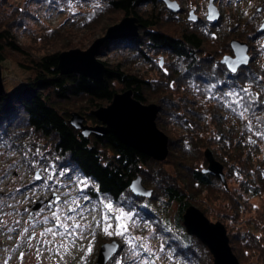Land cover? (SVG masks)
Returning <instances> with one entry per match:
<instances>
[{
    "label": "rangeland",
    "instance_id": "1",
    "mask_svg": "<svg viewBox=\"0 0 264 264\" xmlns=\"http://www.w3.org/2000/svg\"><path fill=\"white\" fill-rule=\"evenodd\" d=\"M171 1L180 5L181 12L170 11L163 0H149L138 6L135 13L137 11L142 17L149 15L157 17L160 26L150 30L176 38L181 37L187 29L199 34L200 29L206 31L211 39L207 40L205 49L198 57L211 59V62L203 64L216 77L222 57L233 54L230 45L233 40L249 44L250 55L253 58L251 68L259 70L260 73L264 72V31L260 33V28L264 24V0H216L215 5L221 14L217 24L207 20L209 0ZM106 2L107 0H44L43 2L0 0V29L9 28L16 44L36 60L50 53H62L77 48L87 50L96 39L104 35H93V31L89 29L93 25L88 26L87 23L93 21L98 11L106 6ZM192 12L200 18L198 22L189 20ZM109 17L116 18L119 23L126 16L116 13ZM248 21H251L250 26H255L256 32L249 31L250 34L246 32L249 30ZM54 31H59V35H54ZM64 34L70 35L68 42L72 47L63 48L60 45L59 39ZM133 45L128 42L114 44L99 59L110 67L121 65L126 73L140 76L151 83H164L166 92L162 97H166L165 101L183 116V121H176L171 113L173 110L169 109L171 112L167 111L164 114L161 110L159 112L158 117L163 115L167 122L159 128L168 135L176 147L172 155L169 154L167 160L161 163V168L168 175L176 177L182 187H186V183L180 177L181 170L177 166L184 154L183 148L192 147L197 142L201 144L203 158L194 162V166L202 170L208 166L204 153L207 149L212 150L216 159L224 165L227 185L220 182L214 192L209 189L189 191V201L191 205L205 213L210 221L225 225L233 251L242 264H264V194L252 197L243 192L240 182L245 178L244 166L233 165L231 161L226 166L220 158L223 154L224 136L230 138L229 144L231 140L236 141V145L229 148L244 151V158L249 150L254 148L255 143L258 145L256 141L252 143L251 138L244 136L245 126L244 128L241 126L240 118L231 115L234 113L233 108L238 112L243 111V108L240 107L238 110L239 105H229L228 102L232 97L226 96V93L248 88L253 98L258 96L260 100L264 95V88L261 91L251 85L242 87L238 83H229L233 88L231 90V86L228 85L227 88L222 81L224 78L221 77L218 78L217 84L213 83L223 89L218 92H215L216 86L213 84L208 85L210 87L206 86L213 87L210 92L203 90L206 89L205 86L199 87L202 83L196 81L179 84L176 79L170 80L171 66L178 68L180 64L176 63L179 58L148 42L141 49ZM227 45L229 49L224 52ZM143 53L147 56L145 59L141 55ZM26 59L22 54L11 52L7 60L0 63L7 93H13L27 85L31 75L20 66V62ZM261 79L264 87V76L261 75ZM117 89L121 91L123 87L118 84ZM146 104L159 105L154 100ZM225 107L230 110L228 113ZM74 111L80 112L73 110L71 113ZM218 119L221 120L222 127L217 125ZM87 123L97 124L92 121ZM157 124L160 125L158 121ZM16 125L14 122L5 126V129H0V201H2L0 264H46L44 257L47 256L50 257V264H96L101 247L105 243L111 244L114 241L120 244L121 249L109 264H142L145 259L155 260V264H182L173 254L170 236L164 233V218L174 217L177 211L176 205L165 206L166 198L162 195L158 196L159 194L156 195V200L145 199L141 202L130 197H124L117 203L106 198L95 200L88 194L94 185L73 173L71 167L64 166V161L55 155L50 140ZM259 143L261 153H258L256 158L264 167V143L261 140ZM37 148L40 150V155L35 154ZM34 161H39L45 167L54 164L56 176L53 179H46L42 175V178L37 180L35 177L39 169L33 167ZM61 171L65 172L62 177L59 176ZM56 179L60 180L59 184H56ZM81 179L87 182V187L79 183ZM149 188L155 190L156 186L151 185ZM158 192L161 194V191ZM57 196L60 198L58 203ZM84 197L88 199L85 200ZM73 198L78 201L80 207L77 208L76 213H69L62 205L65 200ZM107 203L113 206L111 212L104 207ZM72 206L76 207V205ZM56 209H59L58 214L62 218L68 215L75 216L76 222L82 225L91 224V228L70 229L77 234L73 236H41V232L47 228H54L58 223L52 219V212ZM120 209L132 215V220L127 222L128 231L123 236H109L103 231V217L105 215L110 217L112 228L109 231L114 232L118 224L115 216L119 215ZM148 209L153 213L152 215ZM81 210L83 216L78 215ZM45 220L47 223L44 222ZM96 220H101V227H96ZM65 222L69 226L73 223L71 220ZM25 229L27 232L24 231ZM55 230L57 233L64 231L62 228ZM81 233L84 238H81ZM9 235L14 238L5 245L3 240ZM73 240L75 246L72 244ZM61 242L66 247H61ZM90 242L91 253L87 251ZM37 249L40 251L38 252ZM145 249L150 250L154 255L149 256V252ZM134 253L139 255L135 256ZM169 255L172 257L171 260L168 259ZM157 257L159 259H156ZM208 263L213 264L212 255Z\"/></svg>",
    "mask_w": 264,
    "mask_h": 264
},
{
    "label": "trees",
    "instance_id": "2",
    "mask_svg": "<svg viewBox=\"0 0 264 264\" xmlns=\"http://www.w3.org/2000/svg\"><path fill=\"white\" fill-rule=\"evenodd\" d=\"M34 1L43 2L44 0ZM146 2L149 0H107L106 6L98 11L93 21L87 23L88 26L93 25L92 28H89L93 31V35L105 34L109 26L118 22L116 18L109 17L111 14L122 13L123 16H136L142 24L141 35L138 38L107 42L101 49L102 55L114 44L128 42L137 46V49H141L148 42L156 48L161 47L171 56L179 58L176 63L180 64L179 67L171 66L170 72V80L176 79L179 84H188L187 81L191 80L196 81L202 83V86L199 87L205 86L206 89L203 88V90L210 92L213 87L207 88L210 87L208 85L217 84L218 78L221 77V79L224 78L222 81L227 88L229 83H238L242 87L251 85L263 90L261 75L264 76V72L253 70L251 65L233 74L220 63L216 72L218 77L204 67L203 63L211 62V59L198 57L205 49L207 40L211 39L206 31L200 29L199 34L187 29L179 38L159 31H151V28L160 26L158 18H154L153 15L142 17L137 11L135 13L136 8ZM250 24L251 21H248L247 28L249 30H246L248 34L257 30ZM53 33L59 35V31ZM69 36V34H64L59 39L63 48L71 46L68 42ZM227 48L229 49V45L223 51L227 52ZM11 52L22 54L27 58V62H20V66L31 76L26 86L0 97V129H5V126L15 122L17 127L27 129L43 139L50 140L55 155L64 161V166L71 167L73 173L89 180L94 185L88 194L95 200L106 198L117 203L121 202L124 197H130L137 202L144 201L145 198L135 196L130 190L133 179L139 175L142 176L146 186H156L153 197L146 200H156V195L159 194L158 196L162 195L166 198L165 206H177L173 218H164V233L171 238L173 248L170 247L175 257L182 264H209L210 251L200 240L187 233L183 223L185 210L192 204L189 201L188 192L208 189L214 192L217 184L221 182L218 178L204 173L202 169L194 166V162L203 158L201 144L196 143L193 139L196 144L183 148V157L181 156V160L177 164L182 171H179L180 177L186 183V187H182L176 177L168 175L161 168L162 162L159 163L144 153L127 147L114 135L108 134L104 137L92 135L89 138H84L79 130L69 124L70 114L73 110H79V113L85 114L87 121L98 123L91 112L110 104L115 93L127 89H132L134 97L144 104L151 100L157 101L162 114L171 109L173 112H170L175 120L183 121L181 113H178L165 101L166 97H162L166 92L164 83H151L140 76L126 73L121 65L110 67L106 63L108 71L103 81H96L79 74L63 75L58 68L59 52L47 54L36 60L16 44L9 28L0 29V63L7 60ZM141 55L143 59L147 57L144 53ZM179 61L181 62L179 63ZM118 84L123 87L121 91L117 89ZM216 84L213 85L216 86ZM230 86L232 90V85ZM220 88L216 86L215 92L223 90ZM245 99H248L247 95H245ZM260 101H264V95L253 106V109L245 113L244 117H241L238 111L231 113L232 116L240 118L243 128L245 126L244 136L248 139L251 138L252 143L256 141L258 145L255 143L254 148L249 150L248 155L244 158V151L234 149L235 147H233L234 150L229 148V146H235L236 141L231 140V144H229L228 139L230 138L224 136L223 154L220 157L226 166L230 164V161L233 165L244 166L245 178L240 182L241 189L252 197L264 194V167H262L263 163L256 158L258 153H261L259 141L264 143V135H261L264 133V104ZM241 103L243 104L244 101ZM239 108L240 106L238 110ZM84 110L85 112H82ZM225 111L228 113L230 110L225 107ZM253 111L255 115H253ZM258 117L260 119H257ZM157 121L160 124L159 127L167 123L163 115L158 117ZM218 121L217 125L222 127L221 120L218 119ZM256 137H258L257 140ZM227 141L228 143H226ZM169 146L172 155L176 148L175 143L170 141ZM177 148L182 149L181 147ZM227 156L228 160H226ZM157 189L161 191V194ZM148 211L151 212L150 209Z\"/></svg>",
    "mask_w": 264,
    "mask_h": 264
},
{
    "label": "water",
    "instance_id": "3",
    "mask_svg": "<svg viewBox=\"0 0 264 264\" xmlns=\"http://www.w3.org/2000/svg\"><path fill=\"white\" fill-rule=\"evenodd\" d=\"M172 12H181L180 5L171 0H163ZM216 0H209L207 20L217 24L221 14L215 5ZM172 5V6H170ZM190 21L198 22L200 18L191 13ZM141 22L136 16H126L119 23L110 26L106 33L96 39L87 50L72 49L58 55V68L61 74H79L96 81H103L108 71L105 62L99 57L102 47L110 41L134 39L140 36ZM264 31V24L260 33ZM233 54H226L220 60L230 73L236 74L252 62L250 46L240 40L231 41ZM0 66V97L7 95ZM161 107L157 104H144L134 97L132 89L114 94L108 106H101L91 112L98 121L89 125L86 117L79 112L70 114L69 124L81 132L84 138L92 135L104 137L114 135L121 143L131 147L152 159L164 162L170 154V138L158 126L157 119ZM208 163L204 173L218 178L225 185L226 176L224 165L218 161L212 152L207 149L204 153ZM138 187L134 190L133 185ZM131 192L141 198L151 199L154 194L152 188L147 187L142 176H137L130 184ZM150 193V195H149ZM183 223L187 233L196 237L205 245L213 256V264H242L233 251L227 228L221 222L214 223L199 208L190 205L183 215ZM121 247L118 242L105 243L100 250L96 264H109Z\"/></svg>",
    "mask_w": 264,
    "mask_h": 264
},
{
    "label": "snow or ice",
    "instance_id": "4",
    "mask_svg": "<svg viewBox=\"0 0 264 264\" xmlns=\"http://www.w3.org/2000/svg\"><path fill=\"white\" fill-rule=\"evenodd\" d=\"M170 6H172V5H170ZM244 94H247L249 99L246 100ZM226 95L232 97V100L228 102L229 105L236 104V105H239L241 108H243V111L239 112V115L241 117H244L245 113H247L250 109H253V106L256 105L257 101H258V96L253 98L252 93L249 91L248 88H243L241 91H238V92H229V93H226ZM241 101H244V103L242 104ZM260 103L264 104V101H260ZM232 110H233V112L237 111L236 108H233ZM253 115H255L254 111H253ZM257 119H260V118L258 117ZM261 135H264V133H262ZM35 154L40 155L39 148H37ZM32 165H33V167H37L39 169L37 171L36 177H35L37 180L41 179L42 175H44V178H46V179H53L56 176V173L54 171V169H55L54 164L49 165L48 167H45V166L41 165L39 161H34V162H32ZM50 169H51V171H50ZM64 175H65L64 171H61L59 173V176H61V177ZM59 183H60V180L56 179V184H59ZM79 183L84 185L85 187H87V182L85 180L81 179L79 181ZM132 187L135 190L138 186L134 184ZM81 191H83V188L81 189ZM149 195H150V193H149ZM59 199H60L59 196H57L56 197L57 203L59 202ZM84 199L87 200L88 197H84ZM0 204H2V201H0ZM72 205H76V207H73ZM49 207H51V205H49ZM62 207L67 208V211L69 213H76L77 208H79L80 205H79L78 201L75 198H73L72 200H65ZM104 207L109 212H111L113 206L111 203H107V204H104ZM58 213H59V209L53 210V212H52V219L57 221L58 223L55 225L54 228H47L44 232H41L40 233L41 236H47V235H51L52 237H56L57 235H60L61 237L65 236V235L73 236V235H77V234L74 233L73 231H71L70 229H82V228H89L90 229L91 228V224L82 225L81 223L76 222L75 216L68 215V216H64L62 218L61 215H59ZM78 215L83 216V210H81L78 213ZM115 219L118 221L117 227H116L114 232L109 231V229L112 228V224L110 223V217L108 215H105L103 217V220H104L103 231L105 233H107L109 236H111V235L123 236L128 231L129 225L127 222L132 220V215L129 213H125L123 211V209H120L119 215H116ZM67 220L73 221L71 226H69V224H67L65 222ZM44 222L47 223V220H45ZM101 226H102L101 220H96V227H101ZM55 228H62V229H64V231L62 233H57ZM24 231L27 232V229H25ZM80 236H81V238H84L82 233L80 234ZM45 242L47 243L48 241H45ZM72 244H73V246H75V240L72 241ZM61 247H66V246L61 242ZM81 250L83 251L84 249H81ZM145 250L149 252V256L154 255V253H152L150 250H148V249H145ZM37 251L39 252L40 250L37 249ZM87 251L89 253H91V251H92L91 242L87 248ZM134 255L138 256L139 253H134ZM156 259H159V257H157ZM168 259H170V260L172 259L171 255L168 256ZM142 264H155V260L145 259V260H143Z\"/></svg>",
    "mask_w": 264,
    "mask_h": 264
},
{
    "label": "bare ground",
    "instance_id": "5",
    "mask_svg": "<svg viewBox=\"0 0 264 264\" xmlns=\"http://www.w3.org/2000/svg\"><path fill=\"white\" fill-rule=\"evenodd\" d=\"M252 57V56H251ZM252 61H253V58H252ZM13 238H14V236H12V235H9V236H6L5 238H4V243H5V245H7L8 243H10L12 240H13ZM2 240V239H1ZM17 248V247H16ZM22 254V253H21ZM50 258V257H49ZM49 258H48V256L47 257H44V259H45V263L46 264H50V260H49Z\"/></svg>",
    "mask_w": 264,
    "mask_h": 264
}]
</instances>
